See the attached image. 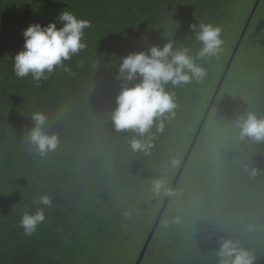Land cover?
<instances>
[{
    "label": "trees",
    "instance_id": "16d2710c",
    "mask_svg": "<svg viewBox=\"0 0 264 264\" xmlns=\"http://www.w3.org/2000/svg\"><path fill=\"white\" fill-rule=\"evenodd\" d=\"M242 1L0 0V264H112L114 254L131 242L129 232L150 233L152 228L137 224L144 222L152 180L163 178L186 136L192 143L222 76L217 55L198 57L202 45L189 26H221L224 39ZM257 1L247 8L242 30ZM62 11L91 22L86 49L46 73V79L18 78L13 64L24 47V30L56 22ZM255 27L261 34L252 50L256 60L245 69L248 87L237 99L217 96L142 264H219L220 237L239 240L256 256L255 264H264V142L241 140L236 126L248 112L264 118V0L243 41ZM169 39L189 48L207 75L166 86L175 94V116L164 121L162 131L152 127L150 151H133L134 133L118 132L112 120L122 84L116 78L119 64L129 53ZM218 99L226 107L209 140L205 129L218 114ZM35 112L47 116L45 131L59 139L43 156L27 135ZM187 152L176 156L170 187ZM253 168L259 170L255 176ZM42 195L51 197V206L44 208L45 222L28 236L20 220L42 207ZM180 198L168 218L169 205ZM155 243L159 248L153 252Z\"/></svg>",
    "mask_w": 264,
    "mask_h": 264
},
{
    "label": "clouds",
    "instance_id": "9594fccd",
    "mask_svg": "<svg viewBox=\"0 0 264 264\" xmlns=\"http://www.w3.org/2000/svg\"><path fill=\"white\" fill-rule=\"evenodd\" d=\"M58 23L62 27L58 28ZM90 27V21L80 19L69 11H62L56 22L31 24L23 32V50L14 58L15 75L18 78L31 75L37 81L46 79V73L53 72L64 61L86 49L85 30ZM189 27L202 45L198 52L199 58L216 56L222 50L224 40L221 26L199 22ZM206 75V69L196 63L190 49L176 47V42L171 39L163 46L150 45L143 51L131 52L122 57L116 76L122 81L121 90L116 98L117 107L112 113L116 130L134 133L130 140L132 150L147 153L152 147V127L156 125L162 131L164 121L175 116V94L166 90V86L187 85L193 80H203ZM31 120L33 127L27 133L30 143L42 156L54 151L59 139L57 135L45 131L47 116L35 112ZM236 126L241 140L264 142V118L248 112L237 119ZM175 164L176 161L172 160L171 165ZM258 171L253 168L252 175H257ZM151 191L156 196L171 195L162 177L152 180ZM51 203V197L42 195L39 197L42 207H38L35 212H25L20 227L26 235L34 234L45 222L44 208L51 206ZM218 242L220 246L216 255L219 264H255L256 256L244 248L239 240L220 237Z\"/></svg>",
    "mask_w": 264,
    "mask_h": 264
},
{
    "label": "rangeland",
    "instance_id": "374dc122",
    "mask_svg": "<svg viewBox=\"0 0 264 264\" xmlns=\"http://www.w3.org/2000/svg\"><path fill=\"white\" fill-rule=\"evenodd\" d=\"M254 2V0H243L238 4V7L234 10V22L230 21V24L227 26L228 30L226 32V36L223 39L224 44L222 45V50L217 54L216 57L220 58V62L216 63L217 67V75L221 72V75L224 71V61L227 59L228 56H230V53L232 51V47L236 46V43L239 39V34L242 30L243 26V16L249 8L250 4ZM255 26V25H254ZM260 27V26H259ZM243 31V30H242ZM250 34L246 35V40L243 41L240 49H239V56L236 60V62L233 65V68L229 72L228 76L226 77L224 84L222 86V89L220 91L221 96H228V97H234V99L240 98L243 96L245 89L248 87L246 81H245V69L251 66L255 62V56L253 54V48L255 46V43L258 42L259 35L261 34V30L258 27H255L253 30L249 31ZM237 40V41H236ZM242 49V50H241ZM211 90L208 89L204 92L205 98L211 94ZM231 104V103H230ZM219 106L220 109L217 111V116L215 117L214 120L208 125V129H205L206 134H208L209 140H211L214 136V128L215 124L218 122L222 121L223 118V112L224 108L226 107V104L223 103L222 99H218V104L216 106ZM211 130V131H210ZM190 141L189 136H186L181 143V148L178 150L177 154L175 153V156L170 158L168 160V163L166 165V168L163 172V179L166 181L168 189H170V181L172 180L175 170H176V165L172 166L171 161L175 160L176 161V156L181 157L184 156L185 151L189 150L191 141L188 145V142ZM174 155V154H173ZM149 202L145 206V212L144 215L145 217L142 218L144 221L143 223L137 224V228L141 226H145L146 230H149L152 228L154 221L152 222V219L154 218L156 212L158 211L159 208L162 207V198L163 194L156 196L153 194V192L150 190L149 191ZM178 201V202H176ZM174 201V203L169 205L168 208V218L172 217V215L175 214V211L178 208V204L183 201V198H180L179 200L177 199ZM160 211V209H159ZM157 217V216H156ZM151 220V221H150ZM150 227V228H149ZM169 227V223L164 224V228ZM136 228V229H137ZM173 228V226H172ZM143 229V228H142ZM172 230V229H171ZM150 231V230H149ZM132 234V235H131ZM148 233H132L129 232L127 236L130 238L129 243H126L125 241V246H122L115 254L114 258L112 259V264H136L139 255L141 254V251L143 249V246L145 244V241L148 237ZM131 236V237H130ZM161 239L164 241L168 238L167 231L162 232L160 235ZM126 238V237H125ZM154 240H159L158 237H156ZM159 248V246L155 243L152 247V251L156 250ZM146 255V254H145ZM145 258V256H144ZM144 260V259H143ZM142 264V262H141Z\"/></svg>",
    "mask_w": 264,
    "mask_h": 264
},
{
    "label": "water",
    "instance_id": "95a60500",
    "mask_svg": "<svg viewBox=\"0 0 264 264\" xmlns=\"http://www.w3.org/2000/svg\"><path fill=\"white\" fill-rule=\"evenodd\" d=\"M258 3H259V0L255 4V7H254V9H253V11H252V13L250 15L249 20L247 21V24L245 25V27L243 29V32L240 34V37H239V39H238V41L236 43V46L234 47V50H233V52H232V54L230 56V59H229L227 65H226V68H225V70H224V72L222 74V77L220 78V81L218 82L216 90H215V92H214V94H213V96L211 98L210 104H209V106H208V108H207V110H206V112L204 114V117H203V119H202V121H201V123H200V125L198 127L196 135H195V137H194V139H193V141L191 143V146H190V148H189V150H188V152H187V154L185 156V160H184V162L182 164V167L180 168L179 172L177 173V176H176L173 184L171 185V187L169 189L170 192H171V195H167V197H166V199H165V201L163 203V206H162V208H161V210H160V212H159V214L157 216V219H156V221H155V223H154V225H153V227H152V229H151V231H150V233L148 235V238H147V240H146V242H145V244L143 246V249L141 251V254L139 255V258H138L136 264H141V262L144 259V256H145V254H146V252H147V250H148V248H149V246L151 244V241H152V239H153V237L155 235V232H156V230L158 228V225H159V223H160V221L162 219V216H163V214H164V212H165V210H166V208H167V206H168V204H169V202L171 200V197L173 196L174 191H175V189H176V187L178 185V182H179V179L181 177L182 171H183V169L185 167V164H186L188 158L190 157V155H191V153H192V151H193V149L195 147L196 141H197V139H198V137H199V135H200L205 123H206V120H207V118H208V116H209V114L211 112L213 104H214L217 96L219 95V92H220V90H221V88H222V86L224 84V81H225V79H226V77H227V75H228V73L230 71V68H231L232 63H233V61H234V59H235V57H236V55L238 53V50L240 49V46H241L242 41L244 39V36H245V34L247 32V29H248V26L250 24V21H251L253 15H254V12H255V10H256V8L258 6Z\"/></svg>",
    "mask_w": 264,
    "mask_h": 264
}]
</instances>
